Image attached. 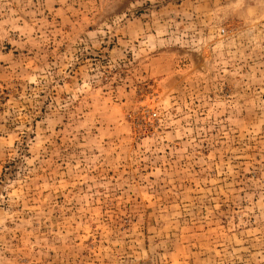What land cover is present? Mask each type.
Segmentation results:
<instances>
[{"label":"rangeland","instance_id":"1","mask_svg":"<svg viewBox=\"0 0 264 264\" xmlns=\"http://www.w3.org/2000/svg\"><path fill=\"white\" fill-rule=\"evenodd\" d=\"M0 264H264V0H0Z\"/></svg>","mask_w":264,"mask_h":264}]
</instances>
